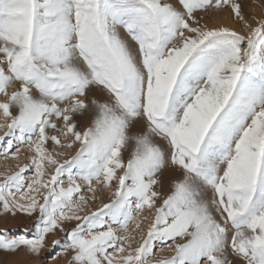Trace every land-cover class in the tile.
<instances>
[{
	"label": "snow or ice",
	"instance_id": "6c2138e0",
	"mask_svg": "<svg viewBox=\"0 0 264 264\" xmlns=\"http://www.w3.org/2000/svg\"><path fill=\"white\" fill-rule=\"evenodd\" d=\"M177 3L0 0V156L34 153L0 174V217H34L0 251L58 231L67 264H264V18ZM225 9L244 34L196 15ZM78 181L111 203L86 211Z\"/></svg>",
	"mask_w": 264,
	"mask_h": 264
},
{
	"label": "rangeland",
	"instance_id": "374dc122",
	"mask_svg": "<svg viewBox=\"0 0 264 264\" xmlns=\"http://www.w3.org/2000/svg\"><path fill=\"white\" fill-rule=\"evenodd\" d=\"M167 2L172 3L174 6L179 7L177 0H167ZM244 4V11L246 16L250 19L252 16H256L259 18H264V0H242ZM198 17L203 16L202 23H207L210 27L211 26H221V25H227L229 27H233L235 30L240 31L241 34H244V29L242 26L234 21L232 19V16L230 15V12L228 9L222 10V11H215L212 10L209 13H197ZM255 26V25H254ZM257 46L258 48H264V35L259 36L257 38ZM18 87V85H17ZM12 91V89H10ZM4 98H0V102H3ZM15 114V112L13 113ZM79 125L81 128L88 126L91 123L90 118H84L79 117ZM4 120L2 116H0V124H3ZM4 136V130H0V137ZM7 137H5V140ZM3 145L0 144V148H2ZM45 147L51 152L52 151V143L49 142ZM79 146L77 145L76 148ZM57 151H62L60 149H56ZM76 149H72L68 151V157H57V159H60L61 162L65 158H70L71 156L75 155ZM34 155L33 152H31L27 147L23 148V151L21 152L20 160H12L11 158L5 159L3 156H0V174H3L5 172H14L18 171L16 165L19 163L21 166L24 164H30L31 156ZM125 162L127 159L130 158V153L125 152L124 153ZM46 172L53 171L52 166H48L46 164L45 166ZM26 183L30 182L32 177L35 175L34 169L31 167L29 170L24 174ZM167 175V173L165 174ZM3 179V176L0 175V180ZM79 182V181H78ZM81 187L83 189V193L86 197V199H89L90 203L88 207L86 208V211H92L96 210L99 207L102 206L104 203H111L112 196L111 193L108 191H102L97 190V193L95 195V199L92 200L93 193L88 192L87 188L83 185L82 182ZM115 183V182H114ZM67 181L65 178V187H67ZM77 203H79V200L77 198ZM83 214V213H81ZM147 210L145 211L144 215H147ZM34 217H29L26 214L18 213L15 218H12L9 216H2L0 217V230L7 229V231L11 234L12 237H16L18 235H22L23 229L28 228L31 229L33 224ZM76 222H65V227L67 229H71L75 227ZM65 234L60 233L57 231L55 235L50 234L47 239L48 248H45L42 250L40 257H35L32 254H30L25 249H20L16 253H6L3 251H0V264H67V258L63 256H58L56 259H53V253L59 252V248H51L52 241L55 239H64ZM138 238V234H137ZM159 247V245L157 246ZM51 249V250H50ZM174 253L169 252L167 249L165 251L161 252L159 250L156 251V259L162 260L165 258H170Z\"/></svg>",
	"mask_w": 264,
	"mask_h": 264
}]
</instances>
